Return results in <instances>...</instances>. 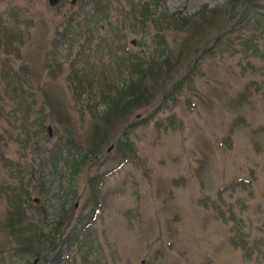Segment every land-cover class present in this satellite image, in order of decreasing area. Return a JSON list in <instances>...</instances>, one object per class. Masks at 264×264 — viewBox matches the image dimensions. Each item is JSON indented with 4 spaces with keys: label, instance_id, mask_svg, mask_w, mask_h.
<instances>
[{
    "label": "rangeland",
    "instance_id": "obj_1",
    "mask_svg": "<svg viewBox=\"0 0 264 264\" xmlns=\"http://www.w3.org/2000/svg\"><path fill=\"white\" fill-rule=\"evenodd\" d=\"M92 1L0 0V264H264V22L236 14L211 47L192 16L224 0L151 1L150 22L143 0ZM141 76L145 103L105 127ZM60 218L58 263L7 224Z\"/></svg>",
    "mask_w": 264,
    "mask_h": 264
},
{
    "label": "trees",
    "instance_id": "obj_2",
    "mask_svg": "<svg viewBox=\"0 0 264 264\" xmlns=\"http://www.w3.org/2000/svg\"><path fill=\"white\" fill-rule=\"evenodd\" d=\"M111 1L112 0H104L103 2H98L97 0H94L92 1L93 2L92 8L94 11L100 14L104 12V10L111 4ZM151 1L153 2L155 0H143L139 2L140 3L139 7H137L138 2L135 3L137 7L134 9L136 11V17H135L136 19L134 18L135 20L139 18L142 22L151 21L149 19L151 14L150 16L148 14L149 12L148 5L151 3ZM259 3L264 5V0H224V3L218 6L217 8L202 7L201 9H198V11L195 13L196 15L194 14L195 16H192V18L194 17L195 18L191 20L192 21V23L190 24V26L192 27L191 34L195 36L196 35L195 30H198L197 33L202 32L203 34H208L205 32L209 30V26H210L209 24L213 23L215 35L211 39V43L209 46L214 47L215 45H217V43L220 42L221 40L220 38L221 37L223 38V36H225V34L228 33V30L231 29L228 23L229 20H231V18L236 14L242 16L243 21L244 19H246L244 14L247 13L248 15L250 14L251 16L248 17L247 18L248 20L245 22L248 23L249 21L250 22L255 21L254 23L258 27H260L262 26L260 22L261 21L262 23L264 22V17L257 15L255 12L256 8L259 9V7H257ZM140 16H142V19L140 18ZM92 17L94 18L93 20H95V22H98L99 19L95 18V15H93ZM189 19L191 18H186V17L178 18L174 14H167V16L164 18V20H166L165 21L166 23H173L174 25L177 23L175 26H181L183 24H186L187 21H189ZM196 19L199 20L197 21ZM216 20L218 21V23H214ZM73 25H75L76 27L77 26L81 27L83 25V21L82 23L79 24L74 23ZM211 31L212 30H210V32ZM80 33L81 32L77 29L75 36L71 34L72 39L76 38ZM68 34H70V32ZM191 45L192 44H186V48L182 49L183 50L181 52L182 56L185 54L194 53V49L193 48L191 49ZM204 50L205 48L203 47L200 48L198 51L205 53ZM132 70L139 71V64H133ZM3 74L8 76V78H11L9 75L10 71L6 73L4 72ZM12 78H14V76ZM143 81L144 79L142 76L131 78L129 79V83L125 85V88L123 89L121 94H119L116 97H111L107 99L106 108L104 111H102L105 120V127H107L108 123L113 125V123L119 120V118L122 117L129 110L130 107H133L132 106L133 104H135V106L136 105L141 106L142 103H145V101L147 100V90L143 85ZM123 94H129L126 97L127 101L123 99L122 97ZM20 97H21L20 99L24 98L23 95H21ZM26 98H28V100L26 99V103L29 105L30 101H32L31 99L32 97L28 95V97ZM98 139H101V137H98ZM93 145L98 147L99 144L94 141ZM18 215L19 214L16 213V217H18ZM14 221L15 222H13L12 219H8L7 224L8 225L11 224V227L17 231L16 242L21 244L20 248L22 249V251L29 252L33 256V258H38V259L41 258L44 261H52L55 263L59 262V259L62 255V247L67 244L70 237V233L73 231L71 229L67 230L68 224L67 225L64 224L63 218L57 220L54 223L53 227L50 228V230L46 233L41 232V230L38 229L36 224L32 222L27 224V231H23L22 227L16 228V226L22 225L18 223L20 219H15ZM16 223L17 225H15Z\"/></svg>",
    "mask_w": 264,
    "mask_h": 264
},
{
    "label": "water",
    "instance_id": "obj_3",
    "mask_svg": "<svg viewBox=\"0 0 264 264\" xmlns=\"http://www.w3.org/2000/svg\"><path fill=\"white\" fill-rule=\"evenodd\" d=\"M59 1H61V0H47V4H48L49 6H53V5H55L56 3H58ZM75 1H76V0H69V3H70V4H73ZM47 130H48V132H49L50 127H47ZM48 134H49V133H48Z\"/></svg>",
    "mask_w": 264,
    "mask_h": 264
}]
</instances>
